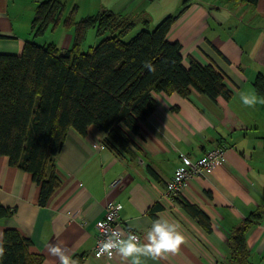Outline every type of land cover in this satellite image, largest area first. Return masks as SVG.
Returning a JSON list of instances; mask_svg holds the SVG:
<instances>
[{
  "label": "crops",
  "instance_id": "1",
  "mask_svg": "<svg viewBox=\"0 0 264 264\" xmlns=\"http://www.w3.org/2000/svg\"><path fill=\"white\" fill-rule=\"evenodd\" d=\"M40 1L0 0V53L18 54L25 41L68 49L74 37L62 19L75 1L78 9L92 7L88 16L113 10L147 29L172 15L166 37L181 43L183 65L214 68L227 94L211 99L193 87L187 96L152 92L155 107L121 155L103 144L106 134L97 126L85 135L68 130L53 161L59 186L44 205L31 175L0 155V204L12 208L0 217V241L3 229L15 228L31 240L28 250L40 264H227L229 231L264 210V98L255 89L264 75V0H60L63 15L39 42L43 34H33L31 21ZM98 38L95 32L80 50ZM219 143L227 146L224 162L186 180L179 196L165 194L182 166L179 152L195 159ZM115 177L120 183L109 188ZM182 198L207 215L209 229ZM107 201L121 204L126 233L112 260L92 252ZM245 236L251 264H264V215Z\"/></svg>",
  "mask_w": 264,
  "mask_h": 264
},
{
  "label": "trees",
  "instance_id": "2",
  "mask_svg": "<svg viewBox=\"0 0 264 264\" xmlns=\"http://www.w3.org/2000/svg\"><path fill=\"white\" fill-rule=\"evenodd\" d=\"M64 10L60 0L36 4L33 34L42 35L48 25L55 26ZM73 12L74 8L62 19L64 27H74L68 49L25 41L18 54L0 53V155L31 175L40 205L59 186L53 161L68 130L85 135L90 125L97 126L106 134L103 144L121 155L132 143L131 135L139 133V121L155 107L152 92L187 96L193 87L211 99L227 94L222 74L214 68L194 62L183 65L181 43L166 37L174 16L164 17L152 29L146 23L124 40L137 23L134 17L102 10L75 21ZM90 27H95L99 40L81 51ZM255 89L264 98V75H258ZM179 200L209 229L204 212ZM11 213V207L0 204V217ZM263 215L264 210L257 209L229 231L227 264H251L245 235ZM30 245L31 240L15 228L3 229L0 264H40L41 257L29 252Z\"/></svg>",
  "mask_w": 264,
  "mask_h": 264
},
{
  "label": "built area",
  "instance_id": "3",
  "mask_svg": "<svg viewBox=\"0 0 264 264\" xmlns=\"http://www.w3.org/2000/svg\"><path fill=\"white\" fill-rule=\"evenodd\" d=\"M226 151V144L219 143L195 159H191L186 153L179 152L178 156L182 161V166L176 169L172 177L166 181L165 194L170 197L178 195L186 180L194 176H199L204 171L210 170L224 162L226 159ZM120 181V177H115L109 183V188L116 186ZM120 208L121 204L119 202L107 201L104 205L103 216L95 223L97 233L95 235L92 252L94 255L106 260H112L114 258L119 243L126 236L119 218ZM131 236L134 239L137 238L136 234L132 233Z\"/></svg>",
  "mask_w": 264,
  "mask_h": 264
},
{
  "label": "rangeland",
  "instance_id": "4",
  "mask_svg": "<svg viewBox=\"0 0 264 264\" xmlns=\"http://www.w3.org/2000/svg\"><path fill=\"white\" fill-rule=\"evenodd\" d=\"M96 2L100 3V0H96ZM64 6L66 8L65 3H64ZM72 8H74L73 17H74V20L75 21H78L81 18H84V17L88 16V13L91 12V10H92V7L90 5H87V7L81 6L78 9L77 2L76 1L73 3V5H71L68 8V10L70 11ZM68 10L65 12V14L68 12ZM155 23H153L152 25H150L149 29H152L158 22L156 24ZM141 28H142L141 26L135 25L133 27V29L124 36L123 39L124 40H128L130 37H132ZM68 30H71V32L74 34V27L73 26H70V28H68ZM46 35H47V33L46 34H43V36H40L37 40L40 42L41 40L45 39ZM94 37H95V28L94 27L88 28L85 31L84 38H83V40L81 42V48L85 49L89 44H92V40L94 39ZM98 40H99V38H98Z\"/></svg>",
  "mask_w": 264,
  "mask_h": 264
}]
</instances>
